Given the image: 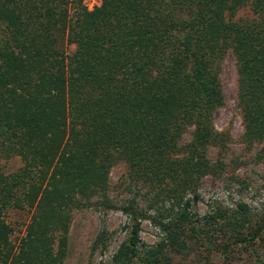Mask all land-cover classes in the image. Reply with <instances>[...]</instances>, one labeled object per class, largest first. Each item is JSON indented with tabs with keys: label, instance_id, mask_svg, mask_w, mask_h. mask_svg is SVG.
<instances>
[{
	"label": "trees",
	"instance_id": "trees-1",
	"mask_svg": "<svg viewBox=\"0 0 264 264\" xmlns=\"http://www.w3.org/2000/svg\"><path fill=\"white\" fill-rule=\"evenodd\" d=\"M247 2L258 17L235 21ZM57 34L73 53L59 49ZM227 54L246 142H262L264 0H101L92 10L71 0H0V151L24 160L16 173L0 175V264H63L67 238L64 231L56 242L54 215L98 206L102 197L108 204L114 151L133 182L170 200L164 230L172 247L185 244V228L195 223L187 195L198 199L211 171L207 147L220 137L218 70ZM188 128L191 141L179 144ZM14 209L30 213L15 241L7 220ZM122 211L132 218L131 260L146 215L135 202ZM209 221L240 243L264 230H253L243 203L235 215Z\"/></svg>",
	"mask_w": 264,
	"mask_h": 264
},
{
	"label": "rangeland",
	"instance_id": "rangeland-1",
	"mask_svg": "<svg viewBox=\"0 0 264 264\" xmlns=\"http://www.w3.org/2000/svg\"><path fill=\"white\" fill-rule=\"evenodd\" d=\"M71 1H80L88 10L101 3V0ZM233 17L235 21H250L258 16L247 2ZM57 38V46L64 54L73 53L75 47L66 35L57 34ZM218 77L224 104L215 113L214 127L220 137L214 146L207 147L211 171L197 188L198 199L195 200L194 194L187 195L188 211L195 221L194 226L185 228L187 242L176 248L171 246L164 229H168L165 211L171 212L172 203L166 197H154L148 187L133 182L126 162L114 151L115 162L105 191L108 204L100 203L102 197L98 206L85 203L82 208L62 209L54 215L60 220L55 225L56 242L64 231L67 238L63 264H145L149 259L191 264H264V230L256 238L240 243L230 231L223 233L209 224L213 215H235L243 203L248 207L253 230L264 225V141L246 142L245 126L237 106L238 74L232 54L221 61ZM191 134L192 128H188L179 144L190 142ZM23 165V158L9 157L0 151V175L14 174ZM133 202L146 216L140 219L138 255L128 260L132 218L122 208ZM151 205L153 208H149ZM8 216L7 220L15 227L12 236L15 241L24 232L30 213L14 209Z\"/></svg>",
	"mask_w": 264,
	"mask_h": 264
}]
</instances>
